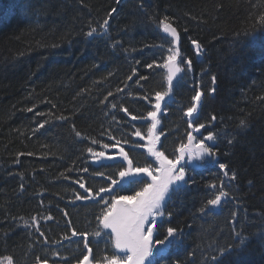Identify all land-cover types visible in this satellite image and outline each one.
<instances>
[{"label":"trees","instance_id":"1","mask_svg":"<svg viewBox=\"0 0 264 264\" xmlns=\"http://www.w3.org/2000/svg\"><path fill=\"white\" fill-rule=\"evenodd\" d=\"M164 17L181 35L182 71L160 102L158 150L175 159L200 124L198 139H215L206 144L214 155L186 166L166 197L154 240L168 227L178 238L151 259L213 264L230 247L218 264H264V0H0V257L102 264L120 256L100 223V197L110 202L149 183L145 175L120 180L121 147L134 167L158 166L146 147L152 120L141 117L168 89L164 64L176 48L162 33ZM99 152L105 157L95 159ZM221 191L227 196L208 205Z\"/></svg>","mask_w":264,"mask_h":264},{"label":"snow or ice","instance_id":"2","mask_svg":"<svg viewBox=\"0 0 264 264\" xmlns=\"http://www.w3.org/2000/svg\"><path fill=\"white\" fill-rule=\"evenodd\" d=\"M113 11H115L113 9ZM264 20V17L261 18ZM108 21L105 20L104 24L107 25ZM160 24L163 27L164 32L170 33L176 41L179 40V34L176 28L168 21V17H164ZM96 31L95 28L91 29L87 35L91 36ZM192 44L195 46L196 54L200 53V45L196 41H192ZM171 53L167 57V61L164 64V67L168 70V75L166 77L168 83L167 91L161 93H155V105L154 111L147 113V117H141V119L151 118V126L147 129V140L148 152L159 161V166L157 168L150 169L149 167H133V162L128 158V153L124 151L121 147L119 149V155L127 161V167L118 172L120 180L125 178L129 179L130 183H134L139 179H143L140 176L141 173L146 174V176L151 177V182L145 184L138 191H134L132 195H122V196H112L111 201L105 200L103 196L100 199L104 202L105 208L102 211V216L100 218V223L105 229H111L113 234L114 247L119 249L123 253V259L120 256L114 255L112 257H106V264H145V261L148 264H154L153 257L159 255L163 256L168 248L176 242L178 238V230L173 227H168L161 239H155L154 236H159L158 232H154L156 227L157 217L164 216V203L166 197L170 193V189L177 182L185 180V168L179 166L180 162L185 159V156H188L189 160H202L206 156H213L214 152L211 147L205 144V139L208 141H213L215 136L213 133L209 132L208 135L204 138L195 142V137L189 133L187 137V144H181L177 149V154L175 159H169L164 152L157 150V143L159 142L160 137L155 134V129L159 123L157 119V113L161 107V101L164 100L165 96L171 91V85L173 78L177 73H180L182 69L177 65V57L179 56V48L177 47L175 52L172 49H169ZM188 67L191 66L192 61L187 59L185 61ZM149 68L152 67L151 64L148 65ZM143 79V77H142ZM215 76L212 77L213 83L215 82ZM214 91V89H212ZM111 95V93L109 94ZM202 93L197 92L193 97V100L198 102L200 100ZM143 99L148 100L149 98L145 96ZM151 103V101H149ZM115 107V105H113ZM196 110V104L194 103L192 107L187 109V115L192 116L193 112ZM124 112H127V109H123ZM130 115V114H129ZM132 119H137V117H132ZM214 120L215 117L213 116ZM245 122L241 121V126H244ZM191 127V124H190ZM203 124H200L198 128H193V131H199V129L204 128ZM78 136L79 132L76 133ZM134 135L141 136L139 129H136ZM114 139V138H113ZM95 143V141H93ZM119 145V141L116 144H113L112 147L115 148ZM105 148H108L109 145H104ZM91 148L88 149V152H92ZM95 159H100L105 157L104 152L93 153ZM113 157H108L112 159ZM220 169H227V165L220 164ZM84 171H87L85 169ZM227 175V171L224 173ZM97 175H103V173H97ZM232 178H235V172L232 173ZM111 185H116L119 183L118 180L112 179L111 176L108 177ZM77 183H80L77 181ZM82 188L83 184L80 185ZM215 187V185H213ZM92 189L88 188L87 192L91 193ZM111 192V187L109 188H99L95 193L96 196H100L101 193ZM227 196V193L221 191L219 194L215 195L214 199L207 201L208 205L215 206L218 205L222 197ZM81 199H88L85 197H78ZM203 211V209H201ZM170 216L171 213H168ZM75 234V232L73 233ZM86 235V234H85ZM97 236L100 235L99 232L96 233ZM89 252L91 249L88 250ZM227 252H231V248L219 249L217 256L212 257L213 264H218V258L224 257ZM84 261L91 264L88 256L84 257ZM0 264H14L13 258L0 257Z\"/></svg>","mask_w":264,"mask_h":264},{"label":"rangeland","instance_id":"3","mask_svg":"<svg viewBox=\"0 0 264 264\" xmlns=\"http://www.w3.org/2000/svg\"><path fill=\"white\" fill-rule=\"evenodd\" d=\"M200 101H201V97H200V100L198 101V102H196L195 104H196V110L193 112V114L192 115H195V113H196V111L198 110V107H199V104H200ZM200 132V129H199V131H193V129H192V132H191V134L195 137V141H194V143L195 142H198L199 140H201V138L200 139H198V136H196V134H198ZM156 135H157V133H155ZM203 139V138H202ZM212 142V141H211ZM210 141H208V140H206L205 139V144H207V143H211ZM146 144L148 145V140L146 141ZM185 144H187V140H186V143ZM157 145H158V143H157ZM157 145H156V147H157ZM157 150H158V147H157ZM101 159V158H100ZM200 160H189L188 159V156L186 155L185 156V159L184 160H182L181 162H180V165H178V167L179 166H183L184 168H185V171H186V166H188V165H192V166H197L198 165V162H199ZM158 166H159V161H158ZM157 166V167H158ZM134 167V166H133ZM156 167V168H157ZM155 168H153V170H154ZM140 175H145L146 176V174H143V173H141ZM186 176V175H185ZM146 177H148V176H146ZM148 179H149V183L151 182V177H148ZM182 182V181H181ZM181 182H177L175 185H173L172 187H171V189L172 188H175L176 187V185L177 184H179V183H181ZM170 189V190H171ZM111 230V229H110ZM119 250V249H118ZM120 251V257H121V259H123V253H122V251L121 250H119ZM89 261L91 262V264H95V263H93L91 260H90V258H89ZM39 264H50V263H39ZM80 264H88V262H85V261H83V262H81ZM102 264H106V262H104V263H102Z\"/></svg>","mask_w":264,"mask_h":264},{"label":"water","instance_id":"4","mask_svg":"<svg viewBox=\"0 0 264 264\" xmlns=\"http://www.w3.org/2000/svg\"><path fill=\"white\" fill-rule=\"evenodd\" d=\"M162 33H164V35H166L168 38H171L173 40V44H174V47L175 48H177V47L180 48V45H181L180 44V42H181V35H180V33H178L179 34V40L178 41H176L175 38H173L170 33L164 32L163 27H162ZM179 60H180V55L177 57V61H176L177 62V65H178ZM178 75H179V73L176 74V76L173 78V81L178 78Z\"/></svg>","mask_w":264,"mask_h":264},{"label":"bare ground","instance_id":"5","mask_svg":"<svg viewBox=\"0 0 264 264\" xmlns=\"http://www.w3.org/2000/svg\"><path fill=\"white\" fill-rule=\"evenodd\" d=\"M180 67V66H179ZM211 142V141H210Z\"/></svg>","mask_w":264,"mask_h":264}]
</instances>
